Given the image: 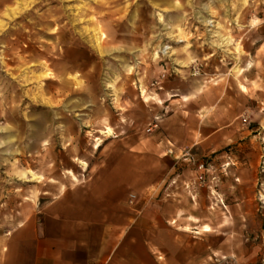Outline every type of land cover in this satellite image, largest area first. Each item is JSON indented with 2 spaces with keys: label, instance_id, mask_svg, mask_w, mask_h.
<instances>
[{
  "label": "rangeland",
  "instance_id": "rangeland-1",
  "mask_svg": "<svg viewBox=\"0 0 264 264\" xmlns=\"http://www.w3.org/2000/svg\"><path fill=\"white\" fill-rule=\"evenodd\" d=\"M115 158L187 255L264 264V0H0V235Z\"/></svg>",
  "mask_w": 264,
  "mask_h": 264
},
{
  "label": "crops",
  "instance_id": "crops-1",
  "mask_svg": "<svg viewBox=\"0 0 264 264\" xmlns=\"http://www.w3.org/2000/svg\"><path fill=\"white\" fill-rule=\"evenodd\" d=\"M158 146V160L166 162V147ZM107 166L0 235V264H210L203 238L194 242L204 243L197 255L172 241L170 204L159 188L142 197L138 184L131 189L125 159Z\"/></svg>",
  "mask_w": 264,
  "mask_h": 264
},
{
  "label": "bare ground",
  "instance_id": "bare-ground-1",
  "mask_svg": "<svg viewBox=\"0 0 264 264\" xmlns=\"http://www.w3.org/2000/svg\"><path fill=\"white\" fill-rule=\"evenodd\" d=\"M175 2H174V4L173 5H170V7H172V8H174L175 7ZM202 22H204V23H206V25H208V26H210V24L209 23H212L213 21H210V20H206L205 18H203L202 17ZM207 26V27H208ZM215 28H219V27H217V26H215ZM214 36H216L218 39H219V41L217 42V41H212V46L213 47H216V48H222V47H225V46H227V45H229V40H230V38L228 37V36H225V37H223L220 33H217V32H215V35ZM165 49H170V47H166ZM110 131H111V129L109 128V127H107V130L105 131V133L106 134H109L110 133ZM97 144V143H96ZM99 144H97V146H98Z\"/></svg>",
  "mask_w": 264,
  "mask_h": 264
}]
</instances>
